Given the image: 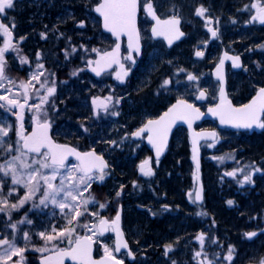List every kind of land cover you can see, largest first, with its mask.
Returning a JSON list of instances; mask_svg holds the SVG:
<instances>
[{
    "label": "snow or ice",
    "instance_id": "6c2138e0",
    "mask_svg": "<svg viewBox=\"0 0 264 264\" xmlns=\"http://www.w3.org/2000/svg\"><path fill=\"white\" fill-rule=\"evenodd\" d=\"M14 0H0V14H6L8 9L14 8ZM139 0H100L95 7V11L100 13L103 17V27L109 31L113 36L119 40L122 34H126L128 37V49L129 54L123 57L124 60H135L132 56V52L139 53V41L140 34L136 26V14L139 7ZM148 15L156 21L151 31L154 36H163L169 45L174 40L180 39L184 35L183 32L177 27L180 24V19L177 16H172L169 19L161 20L154 8L151 0H144L143 4ZM249 7L248 5L245 6ZM256 9V14L251 17L249 23L258 21L264 24V4L253 3L250 6ZM208 10L200 6L196 8L195 14L200 17H204ZM211 22L210 20L208 21ZM83 22H81V26ZM15 24L0 23V34L6 38L2 47H0V89L6 88L7 93H13V88L17 86V82L12 80L6 74L7 61L5 59V53L10 49L15 50L16 46L11 42L13 35V29ZM211 32L212 37H217L218 32L212 28L208 29ZM45 33H41V37L44 38ZM20 39H24L21 37ZM264 47V45H259ZM76 48H72V52H75ZM92 52H98L93 48ZM37 53V57H39ZM197 56H202L200 51L196 52ZM68 52L65 51V57L67 58ZM224 59L232 60L234 67H240L239 56H228L227 53L221 58L220 64L217 67V77L221 81L220 91V103L214 108H210L214 116L220 118L221 124L232 125L237 128L251 129L253 126L264 128V119H261L264 115V87H260L255 96L252 99L239 107H234L232 102L227 98L223 87V75L221 67L224 63ZM20 62L22 64L27 63V57H21ZM88 65L93 64L96 67L92 68V71L96 75H100L101 71L105 68L111 67L112 64L119 66V71L116 73V78L123 82L124 78L129 75L130 68H126L124 63H121L120 56V44L116 43L115 47L111 51L103 52L99 54V59L92 61L89 60ZM37 68L43 69L42 64H38ZM78 69L72 72V75H77ZM180 71H184L180 69ZM43 72L39 74L33 73L27 82L20 81L18 88L22 90L23 102L18 98H13L8 94L0 95V101L6 103H0V108L7 107L8 111H12L13 108H18L19 112L16 113L17 120L20 122L19 129H15L13 125L7 127L0 124V213H6L11 220V213L13 210L19 211L29 202H32L33 208H48L49 205L55 206L59 209L61 216L65 220V226H62L57 230L55 225H52L51 232L41 231L37 235L44 241L43 246L34 247L33 250L38 253H49V255L41 256L39 264H63L65 257H70L72 260L77 261L78 264H123L122 260L116 258L114 253H118L122 248L128 249V243L123 239V232L120 228V212L117 211L116 216L108 220L100 216L99 212L90 213V215L97 217V223L81 224L80 218L85 215L88 210V205L96 204L94 197L89 195L85 197V193H88L92 182L104 181L105 176L108 173L105 169L108 167L107 162L102 155H97L95 151L79 152L73 147L67 145H61L55 143L49 135V129L51 128V122L46 118L48 113L44 109V105L49 103V97H52L56 92L55 81L51 86H48V80L41 81ZM188 79L195 81L197 76L189 73ZM36 83H39L40 88L45 89V94L40 95L39 89L36 88ZM169 80H164L163 85H168ZM162 85V86H163ZM34 89L35 94L39 99V103L29 104L28 101L31 98L29 95V89ZM20 92L15 93L16 97L20 96ZM205 91H201L197 99H203L205 97ZM110 101L112 98H106ZM119 103V100L116 101ZM93 104L97 107H102L106 112L108 111V104H97L94 100ZM28 107L30 111L34 112L32 117L34 121V127L31 134H25L23 126V111L25 107ZM43 115V119L41 118ZM118 115L119 113H112ZM202 115L199 109L195 108L192 104H189L184 99H178L166 112H164L158 119L147 120L142 127L131 135L135 137L142 136L147 133V137L150 143L156 149V157L159 158L163 152L166 144L168 133L171 131L173 124L177 121H186L189 128H191L192 120L199 119ZM10 131H15L17 139L12 142L8 139ZM217 134L215 132L210 133H193V151L196 152L198 139H204L211 137L216 139ZM111 143L115 144V141ZM211 146V145H209ZM14 153V154H13ZM69 156H74L77 163H66ZM197 167V179L199 172V161L194 155ZM216 159H224L223 157H216ZM140 172L145 176H152L153 170L150 166V160L146 159L139 165ZM237 171L242 172L243 169H237L231 172L225 173L226 176L235 177ZM260 171L259 168H253L252 172L244 175L243 180L240 183H252V173ZM59 178V183H55ZM10 179V184L8 180ZM15 186H19L23 189V195L17 196L16 202H10L9 197L14 192H18L19 189ZM7 192L5 193V188ZM123 187V186H121ZM117 196L120 192L116 193ZM191 196V194H190ZM38 199V203L35 201ZM202 188L195 193L194 203L201 201ZM229 205L233 204L232 200L227 202ZM107 206L106 203H100L99 208L104 209ZM83 207V211L81 208ZM168 208L167 205L164 206ZM54 215V213H53ZM197 215H206V213H197ZM71 217V218H69ZM32 224L30 219H27V213L25 218L16 223H7L6 227H10L14 230L11 239H0V264H27L24 253L27 247H18L16 243L15 231L17 230V224L25 223ZM77 228H84L86 234L80 235L77 232ZM114 232L116 234V240L113 247H109L108 244L102 243L103 256L99 259H93L92 249L93 245L101 243L98 237H104L106 233ZM90 233V234H89ZM256 232L245 233V236L249 239L255 237ZM23 239L27 245L30 242L28 232L23 233ZM201 243V251L195 253V257H203L199 264H214L212 260L208 259L207 253L203 252V244L205 234L201 233L196 237ZM67 242L68 247H59L60 243ZM215 243V241H213ZM50 245V247H49ZM172 245L165 246V255L172 250ZM235 249L233 246H229L228 253L225 257L228 261L233 259V253ZM129 256L133 253L129 249ZM218 255V254H217ZM13 257L18 259L13 261ZM172 264H176L172 261ZM259 264H264V259H261Z\"/></svg>",
    "mask_w": 264,
    "mask_h": 264
},
{
    "label": "flooded vegetation",
    "instance_id": "af4514ba",
    "mask_svg": "<svg viewBox=\"0 0 264 264\" xmlns=\"http://www.w3.org/2000/svg\"><path fill=\"white\" fill-rule=\"evenodd\" d=\"M170 1L179 3L174 4V6L165 5V7L168 8H165L163 12L157 7L153 8L160 17L164 19L171 18L172 16H177L181 19V27L186 35L181 41L171 47H169L164 40H156L152 37L150 31L152 22L148 18L149 15L143 6V0H141L142 16L147 20H142L141 16L140 25L142 27L143 24L145 25L147 23L149 30L145 33L150 34L153 41L160 42L164 45V63H167L162 65L151 77H147V74L141 67L147 55V40L143 33V58L141 57L138 59L134 56L135 63L122 58V63L125 64V67L131 69L129 75L124 78L123 82L116 78V73L118 72L117 66L105 72L100 77H97L89 70L90 66L87 63L89 60L94 61L98 53L109 50L112 45H114L112 39L109 46H104L103 41L96 40L95 43H97L98 52H89L86 49L82 50L77 48L76 52L80 50L81 53H85V55H81L82 57L79 58L72 57L75 59L74 63H72V58L70 56L66 58L65 55H62L64 56V60L62 59L63 61L59 64L65 66L70 65V67L68 66L70 71L83 69L82 71H78L75 76L69 74L66 77H62L63 79L61 77L56 78L54 69L47 70L46 72L44 62L45 71L43 72L41 81L46 79L44 77L53 76L48 86H51L52 82L55 81L56 87L55 94L49 97L51 108L50 116H52V120L50 119L49 121L52 123L54 138L59 143L73 145L85 152L90 150L97 151V153L103 155L110 163V169L107 171L108 174L116 172V170H114V161L117 162L119 159H123L124 161L133 160L132 167L130 169L126 167L125 170L138 174V176L144 180L145 175L139 173V165L142 161L149 159L150 166H154L155 168V176L159 168V163L170 146L163 157L157 161L154 157L153 150L149 148L145 141L147 134H143L141 138H136L131 134L142 127L147 120L157 118L167 107L176 101L178 97L169 93V91L179 86H187L189 83L194 84V87L196 86V88L193 89L194 97H191L192 99H185L198 104L202 109L206 110L207 107L214 105L217 102L220 92V82L213 74L214 67L219 59L213 55L214 51L228 50V42L238 46L244 41L264 34V24L258 21L249 23L251 17L256 14V9L251 8V4H264L262 1L211 0L214 5L209 6V0H196L198 7L203 6L208 10L204 17L197 16L195 11L191 10V0ZM246 5L249 7L246 8ZM236 9H241L242 13L239 15L232 14ZM31 13L32 11L26 9H8L6 14H2L3 18H1L0 21V23L8 25L15 24V28L12 30L13 35L11 37V42L16 46V49H10L6 52L5 59L7 64L9 63L21 71L23 80L27 79V71H29L28 69L34 62L38 43L36 42V38H34L35 36L32 35L33 33H26L32 32L35 27L27 23L31 20ZM225 15L232 16V20L227 19ZM209 20L211 21L210 23L208 22ZM208 23L210 25L209 28L217 30V37H212L211 32L208 31L209 28L205 27ZM87 24L86 20L85 25H64V29H67V32H73L72 35H76L77 31L81 34H85L88 32ZM194 24L198 26L196 27ZM72 28L74 31H71ZM52 34H54V31L50 30V36ZM200 36H204L201 42L197 43L194 41L193 44L189 43L193 37ZM247 36L251 37L247 38ZM21 37L24 39H20ZM40 37L41 36H39V38ZM3 38L5 41L6 38L4 36ZM84 38H86L85 40L87 41V37ZM47 42L48 41L44 40V43ZM62 46H68L66 41H64ZM177 49H180V51H178L177 55H174L173 52ZM197 51L202 52L203 55L197 56ZM257 53H259V51ZM128 54L129 52L127 49L123 48L122 57ZM68 55L70 54L68 53ZM21 57H27L28 62L22 64L20 62ZM240 62L242 64L240 69L234 67L231 61H228L226 64V87L228 95L232 98L234 104L238 106L247 103L256 91L264 86V72L260 70L259 72L253 71L251 73L247 71L248 64L243 57H241ZM180 69L184 71H180ZM157 73L160 74L158 75ZM189 73L195 76L204 73L205 78H203V80L190 81L188 79ZM8 76L14 79V75L8 74ZM166 79L169 80L170 83L164 87L162 86V82ZM20 81L22 80L17 79V83ZM197 82H199L198 85H196ZM36 88L39 89L40 95L45 94V89L40 88L39 83H36ZM202 90L206 93L205 97L203 99H197ZM29 95L31 97L28 101L29 104L39 103L34 89H29ZM108 97L112 99L108 101L106 99ZM94 100L97 101V104L107 103L108 111L106 112L102 107L94 105ZM117 100H119L120 103V105H118L119 107L116 104ZM20 101L23 102V96ZM14 110H16L17 113L18 108H14ZM28 110L29 108L26 106L23 111L25 134L30 133L34 124L32 119L34 112L33 114H29ZM116 110L119 114L114 116L112 113ZM19 125L20 122L17 120L16 127L14 128L19 129ZM63 125L67 127L65 133L58 130L62 128ZM178 130L179 129L174 132L171 142ZM13 133L16 136L15 131H13ZM112 141H115V144L111 143ZM155 163H158V166ZM116 166L118 165L115 164V167ZM154 176L152 177L153 179ZM103 182L104 181H100L98 184H102ZM120 207L123 208V226L127 233V222L124 214L125 206L120 204L119 208ZM10 222H7L5 218L0 216V239L10 238L9 231H12V228L6 227V224ZM131 245L134 251L138 250L136 245H133L132 242ZM45 254L47 253L35 255L33 251H26V253H24L27 264H39V258ZM135 255H138V251ZM17 259V257H13V261ZM125 260H128V258L126 257Z\"/></svg>",
    "mask_w": 264,
    "mask_h": 264
},
{
    "label": "trees",
    "instance_id": "16d2710c",
    "mask_svg": "<svg viewBox=\"0 0 264 264\" xmlns=\"http://www.w3.org/2000/svg\"><path fill=\"white\" fill-rule=\"evenodd\" d=\"M30 1L14 0L16 4L14 7L32 11L31 20L27 23L35 27L32 32L26 33H33L32 35L35 36L38 42L36 49L40 50L44 56L46 72L54 69L56 78L72 75L74 70L70 71L68 68L70 65L59 64L64 60L62 55H65L67 51L71 58H79L83 53L80 50L72 52L71 44L62 46L66 40L59 37L57 32L50 36V30L55 31L57 27L72 36L73 32H67L64 25H81V22L85 25L87 20V36L93 35L96 29L90 28V19L86 13L84 0H45L40 5L30 3ZM63 6L68 9L82 8L87 15L78 19H69L70 21L66 24H61L58 15L64 11ZM88 6L91 7L92 2ZM41 33H45L46 36L39 38ZM89 38L94 41L93 36ZM44 40L48 42L44 43ZM2 43L4 42L0 39V46ZM73 43L76 44L74 41ZM74 62L75 59L72 58V63ZM6 74H12L14 78L23 80L21 71L9 63L6 66ZM44 78L50 83L53 76ZM43 107L50 111L46 118L52 120L50 104ZM41 118H44L43 115ZM202 126L210 127L215 124L205 122ZM225 131L230 136H225L224 131L220 132L224 140L219 144L218 150L206 153V157L203 158L202 178L206 188L203 205L191 206L185 197L186 191L193 185L194 166L191 161V145L184 128L176 132L169 150L159 163L158 171L152 182V188L154 185L158 194L147 189L140 192L141 187L134 183H139L143 179L132 171L128 172L130 178L121 184L123 187L119 190H115L113 184L112 188H109L107 181H104L103 185L99 184V186L97 183L91 187L95 200L98 202H103L105 198L107 200V206L100 209L102 215L108 217L115 215L119 205L123 204L127 222L130 216V213H127L128 207L130 206V209L134 211L135 224L141 234L138 238L140 246L137 260L131 264L139 262L141 264H172V261L176 264H187V261L194 264L190 244L184 254H182V249L185 244L184 240H191L199 230L205 232L206 250L218 264H248L251 262L259 264L260 260L264 259V174L254 178V186L251 188L241 189L238 186L244 175L253 168L261 166L264 169V128L251 133ZM216 157L224 159L220 160ZM219 161L224 163L219 164ZM237 169H243V171H237L235 177L225 175ZM117 192H120L119 196L116 195ZM229 200L233 201L232 205L227 203ZM165 205L168 206L167 209L164 208ZM197 213H206V215H197ZM181 216L180 221L178 217ZM248 232H256L257 235L249 239L245 236ZM170 237L173 238L170 239ZM142 244L147 247L143 248ZM169 244L175 245L177 249L165 255V246ZM227 246L236 248L235 258L231 263L225 259ZM181 259L184 263H181Z\"/></svg>",
    "mask_w": 264,
    "mask_h": 264
},
{
    "label": "rangeland",
    "instance_id": "374dc122",
    "mask_svg": "<svg viewBox=\"0 0 264 264\" xmlns=\"http://www.w3.org/2000/svg\"><path fill=\"white\" fill-rule=\"evenodd\" d=\"M43 2H45V0H31L30 1V3H36L37 5H40ZM86 2L94 3V0H86ZM151 2L153 4V7H157L162 12H163V10L165 8L166 9L168 8V7H165V5L174 6V4H178L179 3V2H176V1L174 3V1H170V0H151ZM143 3H144V0H143ZM190 4L192 5V7H191L192 11L193 10L195 11L196 8H198V4H197L196 0H191ZM14 5H16V4H14ZM30 5L32 6V4H30ZM84 5H85V8H87V11L89 13L88 14V18L90 19L89 25H91V27L96 29L97 28V19L93 16L94 14L90 11V8L92 9V7H89L86 4H84ZM14 8H16V7H14ZM20 8H21V6H20ZM63 8H64V11L61 12L60 15H58V17L60 16V19H58V20L61 22V24H66V22H68L69 19H72V18H70V16H73L74 12L72 10L68 9L67 7L63 6ZM189 14H190V12H189ZM1 18H3L2 14H0V21H1ZM143 19L147 20L146 18H144V16H142V20ZM194 25L196 27L198 26L197 24H194ZM205 27L209 28L210 27L209 23L206 24ZM142 29H143L142 33L144 34V36H146V40H147V43H146V45H147V56H146V59L143 60V62L141 64V67L144 69L143 71H145V73L147 74V77L148 76L151 77L152 74H155L162 65L167 64V63H164V61H165V57L163 56V54L165 53L164 45L161 44L160 42L153 41L152 38L150 37L151 35L145 33L148 30L147 23L145 25L144 24L142 25ZM59 30L60 29L55 27V31L54 32L55 33L57 32V35L59 37L64 38L66 40V43L68 45L71 44L70 46L72 48L73 47L76 48V50H77V46L80 49H82V50L86 49L89 52H92L91 50L93 48L97 49V43H95V41L90 40L89 36L90 37L93 36L94 40L103 41L104 42V46H109L110 41H111L110 37H108L107 35H103L102 32L99 33L97 31V29H96V32L93 35L91 34V35H88V36H87V33L81 34L78 31H77L76 35L74 34V36L73 35L71 36L70 33L66 34L63 31V29L60 30V31ZM2 37H3V35L0 34V39H2L4 41V38H2ZM84 37H87V41L85 40L86 38H84ZM249 37H251V36H247V38H249ZM73 41L77 45L74 44ZM2 46H3V43H2V45L0 47H2ZM260 50L264 51V47H261ZM37 53L40 54L39 57H37ZM83 55H85V53H83ZM38 64H42L43 65V69L37 68ZM248 67L250 68V66H248ZM261 67L262 66L259 67L258 72L261 70L260 69ZM28 70L29 71H27V79L26 80H22V81L27 82L29 80L30 76L33 73L39 74L40 72H44L45 71V69H44V56H43V54L41 53L40 50L36 51L34 62H33V64L31 65V67ZM157 74L159 75L160 73H157ZM203 74L204 73H201V75H197V77H198L197 80H203V78H205V74L204 75ZM10 78L17 82L16 78H14V79L12 77H10ZM41 79H42V77H41ZM163 82H162V85H163ZM18 84L19 83H17V86L15 88H13V93H7L6 92V88L8 87V85L6 84L5 89H0V95L8 94V95L12 96L13 98L21 99L22 91H20V89L18 88ZM64 84H66V83H64ZM198 84H199V82L196 83V85H198ZM163 86L166 87V85H163ZM195 88H196V86L194 87V84L189 83L187 86L186 85L185 86H179L178 88L171 89L169 91V93L174 94L178 98L181 97V98L192 99L194 97L193 89H195ZM17 91H19L21 93L19 97L15 96V93ZM0 103H6V102L0 101ZM116 104H117V106L120 105V103H116ZM28 111H29V114H33V111H30V110H28ZM46 111H47V113L50 112L49 110H46ZM114 112L117 113V110L114 111ZM51 118H52V116H51ZM0 124H2L5 127H7L8 125H13L14 127H16V124H17L16 110H14V108H13L12 111H8L7 107L0 108ZM64 126L65 125H63V127L59 128L58 130L65 133L66 130H67V127H64ZM261 129H263V128H260V130ZM222 131L226 132L225 130H221V132ZM225 136H230V134L226 132ZM8 139L10 141H12V142L16 141L17 137L14 135L13 131H10ZM223 140H224V138H222V136H220V140H218L216 143L209 144L211 146L207 145L206 147H203V158H204V156L206 157V153H208V152L212 153L215 150H218L219 144ZM136 145H138V144H136ZM0 161H2V158H0ZM132 163H133V160H125L124 161L123 159H119L117 162L114 161V170H116V172L109 173L108 175H106V177L104 179V181H107L108 185L110 186L109 188H112V184L115 186V190H117V189L119 190L121 188V184H123V182H126L130 178L128 176L130 173H128L125 169H126V167H128L130 169L132 167L131 166ZM221 163H224V162L219 161V164H221ZM68 164H76V162H69ZM115 164H117L118 166L115 167ZM155 164L157 165L158 163H155ZM151 168L153 170V175L152 176H145L143 181H141L139 183H136V182L134 183L136 186L141 187L140 188V192H142L143 189L144 190L147 189L150 192H153V189H152L153 178L152 177L154 176L155 168H154V166H152ZM255 168H259L260 171H256V172L252 173L253 182L252 183H243V184L240 183L238 185L239 188L244 189V188L253 187L254 186V178L256 176H258V175L264 174V169L261 166H258V167H255ZM249 172H252V170H250ZM192 175H193V185L191 186V188H189L186 191V196L185 197H186L187 202H188L189 205L195 206L196 204L193 202L195 200V190H196V187H197V183L195 182V178H196L195 170H194V174H192ZM221 180L222 179H220V181ZM55 183H59V178H57V181ZM8 184H10V179L8 180ZM95 184H97V181L94 180L92 182V186L95 185ZM102 185H103V183H102ZM15 187H17L19 189V191L18 192H14L12 194V196L9 197L10 202H16L17 196H22L23 195V191L24 190L20 189L19 186H15ZM7 190L8 189L6 187L5 188V193L7 192ZM190 194H191V196H190ZM84 195H85V197H88L89 195H91L93 197V193L91 192V188H90L89 192L85 193ZM95 201L97 203L88 205L87 212L85 213V215L83 217L80 218V223L81 224H89V225H91L93 223H97V217L90 215V213L99 212L100 216H103L102 215L103 213L101 212V210L99 208V204L100 203H106L107 202L106 198L103 200V202L102 201L98 202L97 200H95ZM35 202L38 203V199ZM81 210L83 211V207L81 208ZM128 212L130 213V216H129V219H128L127 223H126L127 233L130 236L129 238H130L131 242L133 243V245H136V248L139 249L140 245H138V241L140 239H138V238L140 237L139 234H141V233H140L139 228L135 224L136 223V219H135V216H134V211H132L130 209V206L127 209V213ZM26 213H27V219H30L32 221V224H28L27 222L17 224V230L15 231L17 246L18 247H27L26 251L35 252L33 250V246L34 247L43 246L44 241L37 235V233H39L41 231L51 232L52 225H55L57 230H59L62 226H65V220L61 216V213L59 212V209L56 208L55 206H52V205H49L48 208H43L42 206L40 208H33L32 207V202H29L23 208H21L19 211H15V210L12 211L11 220H10L11 222L9 221V217H8V215L6 213H0V216L5 218L7 220V222L16 223V222L21 221L22 219H24ZM53 213H54V215H53ZM113 217H114V215L111 216L110 218H113ZM69 218H71V217H69ZM181 218H182V216L180 218L178 217V220H180ZM11 230L12 231H9V233H10V236H9L10 238L9 239L12 238L13 233H14V230L13 229H11ZM24 232H28L29 233V237H30V242L27 245L25 244V241L23 239V233ZM77 232L80 235L81 234H86V230L84 228H77ZM201 233L205 234L204 231L199 230L192 237L191 240H188V241H186V239L184 240L185 244L183 246L184 248L182 249L183 250L182 254H184L186 252V250L189 248V244H190L191 249H192V260H194V264H199L200 260L203 258V257H195V253L198 252V251H201V243H200L199 240L196 239V237L199 234H201ZM205 237H206V234H205ZM172 238L173 237H170V239H172ZM98 239L101 241V243H97L98 251H99L100 254H103V247L101 246L102 243L108 244L109 247H113L114 246V239L112 237V234H110L108 236H104V237H98ZM67 246L68 245H67L66 241L64 243H60L59 244V247H62V248L63 247H67ZM142 246H144L143 248H145L146 245L142 244ZM172 246L173 247H172L171 251H175L177 249V247L175 245H172ZM49 247H50V245H49ZM228 248H229V246H227L225 248L226 255L228 253ZM234 249H235V251L233 253V259L231 261L227 260L229 263H231L234 260V258H235L236 248L234 247ZM137 251H139V250H137ZM137 251L135 250L134 252L136 253ZM203 252L207 253V256H208L209 260H212L214 262V264H218L217 261L212 259L210 257V255L208 254V252L206 250V246H205V239H204V244H203ZM37 254L41 255V254H44V253L35 252V255H37ZM114 255H115V253H114ZM121 259L125 260L126 256H122ZM186 263L187 264H191L190 261H187ZM138 264H141V262H139ZM248 264H255V263L251 262V263H248Z\"/></svg>",
    "mask_w": 264,
    "mask_h": 264
},
{
    "label": "water",
    "instance_id": "95a60500",
    "mask_svg": "<svg viewBox=\"0 0 264 264\" xmlns=\"http://www.w3.org/2000/svg\"><path fill=\"white\" fill-rule=\"evenodd\" d=\"M99 2H100V1H99ZM99 2H98V3H99ZM98 3H97V4H98ZM97 4L95 5V7L97 6ZM139 5H140V0H139ZM95 7H94V12H95V13L101 18V21H102V27H103V17L100 15V13H98V12L95 11ZM139 14H140V6L138 7L137 14H136V26H137V29H138L139 34H140V41H139L140 51H139V53L133 51V52H132V56L134 57L135 55H137L138 58H141V56H142V50H143V41H142V35H141V32H140V28H139ZM156 14H157V13H156ZM157 16H158V15H157ZM150 17H151V19L154 21V24H153V26H154L155 23H156V21L152 18V16H150ZM158 17H159V16H158ZM159 18H160V17H159ZM160 19H161V20H165V19H162V18H160ZM168 19H169V18H168ZM179 19H180V18H179ZM153 26H152V27H153ZM177 27L179 28V30H180L181 32L184 33V35H183L182 37H180V39H178V40H174L173 43H172L171 45L168 44L167 40H166L163 36H154L153 33H152V31H151V34H152V37H153L154 39H156V40L162 39V40H164V41L167 43V45H168L169 47H171V46H173L175 43L181 41V40L185 37V35H186L185 32L183 31L182 27H181V19H180V24H179ZM103 30H104L106 33L110 34V35L112 36V38L115 40V44H114V46H113L111 49L107 50V51H111V50L115 47L116 43H119V44H120V56H121V63H122V58H123V57H122V51H123L124 46H125V48L127 49V51L129 52V49H128V37H127V35H126V34H122V35L120 36L119 40H117V38H116L115 36H113L109 31H107L106 29H104V27H103ZM104 52H106V51H104ZM102 53H103V52L98 53L97 56L95 57L94 61L97 60V59H99V54H102ZM230 57H232V56H230ZM239 57H240V56H239ZM240 60H241V57H240ZM228 61H231V62H232V60H230V59H224V63H223V65L220 66V67H221V71H222V75H223V78H224V79H223V87H224V90H225V94H226L227 98L232 102V105H233L234 107H239L238 105H235V104H234L232 98L228 95V91H227V87H226V64H227ZM219 64H220V63H219ZM219 64H218V65H219ZM218 65H217V67H218ZM115 66L118 67V71H119V70H120V69H119V66H118L117 64H112L111 67L105 68L103 71H101V74H100V75H96V73L92 71V68H93V67H96L95 64L91 65V66L89 67V70H90L95 76L100 77V76L103 75L105 72H108V71L112 70ZM217 67H216V68L214 69V71H213L214 77H215L216 79H218L217 74H216V73H217ZM241 67H242V64H241L240 67H236V68H237V69H240ZM218 81L220 82V87H221V81H220L219 79H218ZM262 87H264V86H262ZM255 94H256V93H255ZM255 94H254L253 96H255ZM253 96H252V97H253ZM252 97H251V99H252ZM178 99H184V98H178ZM178 99H177V100H178ZM251 99H250V100H251ZM177 100H176V101H177ZM184 100H186L189 104H192L195 108L199 109L200 113H202V115L199 117V119H194V120H192L191 128H189L188 123H187L186 121H177L175 124H173V126H172V128H171V131L168 133L167 144H166V146H165L163 152H162L161 155L159 156V158L156 157V149H155V147L153 146V144L149 142L147 135H146L145 141H146V143L148 144L149 148L153 150V153H154V157H155V159H156V160H159V159H161V158L163 157V155L165 154L166 150L169 148V146H170V142H171V138H172L174 132H175L178 128H180V127H184V128L187 129V131H188V136H189V139H190V144H191L192 163L194 164V167H195L196 173H197V167H196V160L193 159L194 155L196 156V158H197L198 161H199V172H198V179H197V188H196V191H198V190H200V189L202 188V196H203V199H202L201 201H197L196 203H198V204H203L204 201H205V187H204V183H203V180H202V156H203V152H202V144H203L204 142H208V143L216 142V141L218 140V138H219V134H218V129H216V128H199L198 125H199L200 123H202V122H205V121H208V120H212V121H214V122L217 123L218 128H220V129H222V128H226V129H232V130H235V131H253V130H258V129H260V128H259V127H256V126H253L251 129H245V128H237V127H234V126H232V125H228V124H221V123H220V118H219L218 116H214L211 112H209V109H210V108H214L218 103H220V92H219V97H218V101H217V103H216L215 105H212V106L207 107L206 110L202 109V108H201L199 105H197L196 103H193V102H191V101H189V100H187V99H184ZM250 100H249V101H250ZM176 101H174L169 107H167V109H166L164 112H166V111H167V110H168L173 104H175ZM249 101H248V102H249ZM248 102H247V103H248ZM245 104H246V103H245ZM17 112H19V109L17 110ZM164 112H163V113H164ZM163 113H161L157 118H153V120L158 119ZM23 119H24V114H23ZM261 119H264V115H262ZM33 127H34V125H33ZM33 127H32V130H33ZM32 130L30 131L29 134H31ZM210 132H215V133L217 134L216 139L213 140L211 137L204 138V139H198V141H197V145H196L197 151L194 152V151H193V133H210ZM145 134H147V133H145ZM49 135H50V137L52 138V140H53L55 143H57V144L67 145V146H69V147H73V148H75L77 151H79V152H81V153L85 152V151H82V150L76 148V147L73 146V145H70V144H63V143H59V142H57V141L55 140V138L53 137V135H52V124H51V128L49 129ZM142 136H143V135H142ZM142 136H139V137H136V138H141ZM134 137H135V136H134ZM90 151H93V150H90ZM94 151H95V150H94ZM86 152H89V151H86ZM95 153H96L97 155H100L99 153H97V151H95ZM102 156H103V155H102ZM103 158H104V160L107 162V165H108V167L105 169V171H107V170L110 168V164H109V161H108L104 156H103ZM73 160L76 161L75 157H74V156H69V157H68V160H67L66 163H69L70 161H73ZM139 173L141 174L140 171H139ZM196 176H197V175H196ZM98 182H100V181H98ZM195 193H196V192H195ZM119 212H120V216H121V220H120V228H121V230H122V232H123V239L126 240L127 243H128V249H124V248H122L120 252L116 253L117 256H119L120 254H122V253H124V252H127V253H128L129 249H130L131 252L133 253V251H132V249H131L130 242L128 241L127 236H126V233H125L124 228H123V208H122V207H120ZM115 216H116V215H115ZM115 216H114V217H115ZM103 217L106 218V219H108L107 216H103ZM108 220H109V219H108ZM109 233H110V232H109ZM109 233H106L105 236L108 235ZM83 235H84V234H83ZM113 236H114V242H115V240H116L117 237H116V234H115L114 232H113ZM95 252H96V244L93 245V249H92V257H93V259L99 260L103 255H102V256H99V257H96ZM46 255H49V253L46 254ZM40 258H41V257H40ZM40 258H39V260H40ZM116 258H117V257H116ZM117 259H118V258H117ZM134 259H135V254L133 253V255L130 256L129 260H130V261H133ZM9 264H11V263H9ZM63 264H78V262L72 260L70 257H65L64 260H63ZM123 264H127V262L123 261Z\"/></svg>",
    "mask_w": 264,
    "mask_h": 264
},
{
    "label": "bare ground",
    "instance_id": "6f19581e",
    "mask_svg": "<svg viewBox=\"0 0 264 264\" xmlns=\"http://www.w3.org/2000/svg\"><path fill=\"white\" fill-rule=\"evenodd\" d=\"M100 0H97L96 2L92 3V9L90 8V11L94 14L93 16L97 19V31L99 33H103V35H107L108 37H110V34L106 33L104 30H103V27H102V21H101V18L94 12V7L95 5L99 2ZM247 1H252V0H247ZM259 1H262L264 2V0H259ZM84 4H86L87 6L89 5V2H86V0H84ZM208 4L209 6H212L214 5L212 3L211 0L208 1ZM85 6V5H84ZM216 6H220V5H216ZM74 12L73 16H70V18H80L84 15H87L89 14L88 11H87V8H86V13L84 12V10L82 8H75V9H70ZM89 11V12H90ZM156 12V11H155ZM157 13V12H156ZM242 13V10L241 9H236L232 14L234 15H239ZM157 15L160 17V15L157 13ZM141 16H142V10L140 8V14H139V28H140V32L142 34V27L140 25V19H141ZM227 19L229 20H232L230 15H225ZM148 18L151 20L152 22V25H151V28H150V31L152 29V26L154 24V21L151 19L150 15L148 16ZM162 18V17H160ZM164 19V18H162ZM168 19V18H166ZM148 30H149V26H148ZM71 31H74V29L72 28ZM96 32V31H95ZM204 39V36H200V37H193L192 40L189 42L190 44H193V42H201L202 40ZM96 41V40H94ZM178 43V42H177ZM176 44V43H175ZM259 45H264V34H261L259 36H257L256 38H253V39H249L247 41H244L243 43H241L240 45L236 46L234 44H232L231 42H228L227 43V47H228V50H215L213 55L218 59V62L216 63L214 69L217 67V65L220 63V60L221 58L224 57V54L227 53L228 56H240V57H243L248 66H250V68L248 67V70L249 72H253V71H258L259 67L262 66L260 69L264 72V51H261V47H259ZM114 45H112L113 47ZM111 47V48H112ZM110 48V49H111ZM178 51H180V49H177L175 50L173 53L174 55H177L178 54ZM259 51V53H257ZM143 55H144V43H143V50H142V58H143ZM147 56V55H146ZM146 59V57H145ZM153 191H155V193L158 194V192L156 191L157 189L154 187L153 185ZM160 192V191H159ZM181 263H184V260L181 259Z\"/></svg>",
    "mask_w": 264,
    "mask_h": 264
}]
</instances>
